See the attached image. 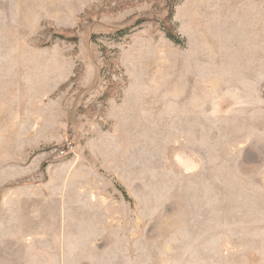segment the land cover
<instances>
[{"label": "rangeland", "instance_id": "obj_1", "mask_svg": "<svg viewBox=\"0 0 264 264\" xmlns=\"http://www.w3.org/2000/svg\"><path fill=\"white\" fill-rule=\"evenodd\" d=\"M0 264H264V0H0Z\"/></svg>", "mask_w": 264, "mask_h": 264}, {"label": "trees", "instance_id": "obj_2", "mask_svg": "<svg viewBox=\"0 0 264 264\" xmlns=\"http://www.w3.org/2000/svg\"><path fill=\"white\" fill-rule=\"evenodd\" d=\"M171 17H172V12L170 11L169 12V14L167 15V21H170V19H171ZM166 31V36L170 39V40H172V41H176L175 39V36H173L170 32H168L167 30H165Z\"/></svg>", "mask_w": 264, "mask_h": 264}]
</instances>
